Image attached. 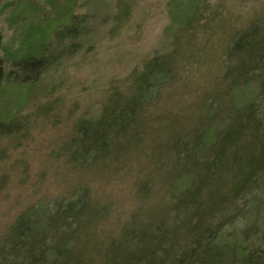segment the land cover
Wrapping results in <instances>:
<instances>
[{
	"label": "rangeland",
	"instance_id": "1",
	"mask_svg": "<svg viewBox=\"0 0 264 264\" xmlns=\"http://www.w3.org/2000/svg\"><path fill=\"white\" fill-rule=\"evenodd\" d=\"M255 21L264 35V0H0V123L13 122L0 137V243L31 206L83 187L69 264H133L143 242H185L218 221L246 166L222 164L223 149L248 144L249 161L264 160V68L247 84L243 64L226 56L231 36ZM71 26L77 32L66 34ZM166 54L170 79L156 100L110 150L76 165L65 145L78 121L98 118ZM29 57L48 66L34 82L15 81V63ZM262 165L258 206L238 219L248 243L264 237ZM191 199L196 207L186 208Z\"/></svg>",
	"mask_w": 264,
	"mask_h": 264
},
{
	"label": "trees",
	"instance_id": "2",
	"mask_svg": "<svg viewBox=\"0 0 264 264\" xmlns=\"http://www.w3.org/2000/svg\"><path fill=\"white\" fill-rule=\"evenodd\" d=\"M75 30L71 26L64 32L73 35L77 32ZM262 30V23L255 21L245 29L235 32L228 43L227 61H240L243 64L242 77L247 84L254 79L262 81L263 78ZM171 56L172 54L155 56L147 61L142 70L133 76L127 95H112L102 107L98 118L78 121L73 139L65 145L67 154L76 165H84L110 150L117 135L143 106L156 100L170 79ZM15 66V81L34 82L48 66V60L29 57L17 61ZM4 78L5 73L0 62V82ZM12 131L13 122L0 123V137ZM179 144V151L186 153V141H180ZM195 145L196 143L190 151H195ZM248 148L247 144L239 152H235L232 148L225 147L221 152L222 164L242 166L246 163V166L237 170L233 176L237 184L227 197L228 206L219 210L218 221L193 233L185 242L172 240V243L162 245V241H159L157 248L153 250L143 242L142 248L134 252L138 256L133 257V264H264V237L256 236L255 232L250 243L238 238L242 228L238 219L246 217L258 206L260 170L264 161L251 163L247 156ZM227 198L221 203L227 201ZM87 201V192L83 187L76 189L68 198L41 201L31 206L18 216L0 243V264H69L74 257L70 232L80 224ZM196 205L191 199L185 207L193 208ZM161 226L163 225L160 224L163 232ZM138 234L139 237L143 235ZM115 248V245L112 246V252H115Z\"/></svg>",
	"mask_w": 264,
	"mask_h": 264
}]
</instances>
